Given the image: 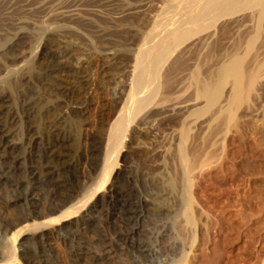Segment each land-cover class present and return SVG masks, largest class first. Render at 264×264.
Here are the masks:
<instances>
[{
    "label": "rangeland",
    "instance_id": "obj_1",
    "mask_svg": "<svg viewBox=\"0 0 264 264\" xmlns=\"http://www.w3.org/2000/svg\"><path fill=\"white\" fill-rule=\"evenodd\" d=\"M69 1L0 0V14H2L0 15V50L3 51L6 43L14 40L15 34L19 31L26 32V34L29 32L30 35L28 33V36L29 38L31 37L30 40L33 38V41L37 37L45 38L49 45L48 48L52 46L50 47L51 49L54 47V44L52 45L54 40H52L53 36H51L50 24L51 27L64 23H69L72 26L75 25L77 34L70 37L72 47L68 50H71L72 54H76L75 57L78 60L80 59V62L88 61L90 63L88 64V67L90 66L88 72L94 87L92 88L88 103L89 108L87 106V115L80 118L77 113L71 111L73 115L70 114V117H72L71 120L69 119L70 121L68 120L67 130L73 138V141L70 143V151L72 155L77 153L72 161L78 164L80 173L88 178L95 176L92 180L94 182L95 178L98 179L99 175L102 174L105 162L111 160L112 164L115 162L112 169L114 174L121 170L123 171L122 181L129 180V182L125 183L124 181L121 183L123 184L122 190L125 188L126 191L128 188L127 192L123 191L125 192V196L127 195L125 199L131 195L130 199L132 200L142 198H144L143 200L153 199L151 201L157 202V204L162 200V204L164 203L168 208L174 210L175 214L169 216H163L162 214L160 216L151 210L149 211V215H152V218L149 216L151 220L149 221L147 217L146 220L149 222L145 221L144 223L145 227L147 225L146 230L147 228L150 229V232L147 230L150 235L146 232L149 236H147V241L151 240V242L156 243L155 245H160V247L163 246L162 243L164 241H162L161 237L163 232H159L163 230V226L170 228L172 225L171 237L169 238L172 240L169 241L172 244L175 243L176 249H180L176 250L172 256H169L170 258L172 257L171 259L160 256L154 264H169L168 260L180 259L181 252L183 254L186 252L185 255L188 256H185L187 257L186 260L190 261L188 264H264V0L260 2L261 4H247L248 7L245 4L242 5L241 10L244 11L239 12L241 13H238L239 15L235 14L237 16L232 15L234 18L232 16L229 18L225 17V21L223 18H221L222 20L216 18L208 22L212 23L214 21L211 25L204 24L203 26L205 27L192 28V33H199L204 29V33L201 32L204 37L202 35L197 36L198 34L195 33L191 38L186 40L190 42L186 43L182 41L172 46L166 61L162 63L160 68L161 77L159 79L161 78V81H156L154 83L156 85L153 84L151 86V90L157 94L154 98L155 101L152 102V106L134 119L126 132L122 148L119 147L121 148V153L118 148L114 153L115 156H113L114 154L109 156L110 151L108 153L105 145L102 152L93 153V148L92 146L90 147L91 144L88 138L95 134H105L106 129L109 127H107L109 124L107 122L111 121L115 114V101L118 98L120 99V97H123L122 100L127 97L129 92L127 81H131V79L126 77H131L124 72L125 67L133 65L136 55L135 51L137 50L135 47L149 39L147 35L152 26V19L157 15V12L159 14L160 7L158 6H163V4L161 0H148V4L146 3L147 0H133L134 2L132 0H89L90 2H80L79 5H75V8H78L76 10L75 8L67 7L69 5L66 2ZM151 1L153 2L151 3ZM162 1L169 2L168 0ZM160 2L161 4H159ZM113 3L116 5L114 6ZM132 3L135 6L142 4L141 8L137 10L139 14L136 16L139 17H132L133 19L128 17L123 21L117 20L125 8L123 6L129 7L128 5L132 6ZM166 3L164 2V4ZM153 4L155 7L152 6ZM156 7L159 9H156ZM68 9L75 10L81 19H86L85 17H87L89 19H86L87 22L91 23L87 24V22H81L80 20L70 22L67 20L68 18L60 19V16H56L59 15L56 12L68 11ZM156 10L157 12H155ZM83 11L86 12L84 13ZM117 12L119 13L116 15ZM178 12H180L179 18H181L180 10L176 14L170 15L172 17L171 21H174L173 23L176 24L180 20L177 18ZM92 18L95 19L96 24L95 21L94 23L92 22ZM176 19L178 20L176 21ZM110 22L111 24L109 25L108 23ZM128 22L129 24H127ZM149 23L150 25H148ZM206 25H209V27ZM102 26H106L107 28H103ZM146 27L150 29L147 30L148 28ZM212 27L214 28L211 29ZM124 28L126 29L124 30ZM197 28L198 30H196ZM99 30H103L104 34L102 31L99 32ZM138 30H141V34ZM143 33H146V35H143ZM42 34L45 35L42 36ZM194 36L198 38L196 39ZM145 37L148 38L146 39ZM61 39L63 44L62 42L58 43L64 47L65 40L63 38H59L58 40L61 41ZM107 39L109 40L107 41ZM141 39L144 40L140 43ZM153 39L151 37L148 40L153 41L151 42L152 45L157 44L161 40V37ZM114 41L117 42L114 43ZM74 42H76V45ZM178 46L179 48H177ZM188 46H190V49H185ZM224 48L226 51H223ZM16 49L18 50V48ZM116 49L118 52L119 50L121 51V53L119 52L120 55L118 54L119 58H122L123 61L122 64V61L120 62V66L118 64V68L121 67L119 68L121 72L116 67H110L107 63V55L116 52ZM124 50L127 53H125V56L123 55ZM132 52L135 53L134 56ZM188 56H191V58ZM131 57H134L132 58L133 60ZM225 66L226 68H224ZM177 69L178 72L176 71ZM164 74L168 75L165 76ZM219 78L221 79L219 80ZM124 90L125 93H123ZM123 94L126 95L121 96ZM76 116L77 118H75ZM73 119L74 121H72ZM75 121L78 122L76 123ZM101 122L105 124H103L104 126L102 125L103 127L101 126ZM99 129H103L104 131H100ZM72 150L75 152L73 153ZM78 156H81V159H78ZM95 156L96 161L94 159ZM92 168H95V171ZM96 169L98 170L96 171ZM123 169L126 170L124 171ZM126 171H129V175ZM163 180L165 181L164 183ZM96 183L94 182V184ZM166 183L171 185L167 187ZM134 187H136V190ZM131 190L133 193L130 192ZM7 195L10 196L11 194L7 193ZM0 202L2 204L4 200L1 199ZM187 204L188 206L192 204L189 206L191 210L190 216L194 218H190L189 216L192 221H190L191 225L185 222L186 219L188 221L187 215H183L188 209ZM182 210L185 212L183 213ZM11 212L9 213L10 217L17 220V212L14 210H11ZM158 216L161 218L159 219ZM180 218H182L181 221ZM153 219L154 222L152 221ZM163 220H165L164 222L168 221L167 223L169 224L166 225ZM156 221L158 223L162 221L160 223V225L163 224L162 227L159 224L157 227ZM107 231L111 232L110 229ZM91 238V241L99 240V237L93 234H91ZM192 241L196 242L193 243ZM56 250L59 258L64 260L65 251L63 245L57 246ZM177 251L179 252V257L175 256L178 255L176 254L178 253Z\"/></svg>",
    "mask_w": 264,
    "mask_h": 264
},
{
    "label": "bare ground",
    "instance_id": "obj_2",
    "mask_svg": "<svg viewBox=\"0 0 264 264\" xmlns=\"http://www.w3.org/2000/svg\"><path fill=\"white\" fill-rule=\"evenodd\" d=\"M87 1L89 0H70L69 2H66V4L69 5L67 7L75 8V5L77 4L79 5L80 2H87ZM168 1L169 2L167 3L166 1H164L166 3L164 4V2L161 0L163 6L162 5H161L162 7L158 6L160 7V9L156 7V9H159L160 11L158 14L156 10L155 12H157V15L155 16L153 13L154 17L152 19L153 21H152L151 29L146 27L148 28L147 30L150 29V32L147 35L149 39L151 37L154 39L156 37H161V40L157 44L152 45L151 42L153 41H148L149 40L147 39L148 37H145L147 40L144 41L139 46H137L138 48L135 47L137 49V50L134 49L136 50L135 51L136 55L135 53L132 52L133 53L132 55L133 56L135 55V58L131 57V59L134 58V63L133 65L125 67L124 70V72L126 74H129V76L131 77V78L126 77L128 79H131V81L128 80L130 81L129 82L130 85L128 81H127L128 86L126 85L127 88L129 87L128 89L129 92L127 91L128 92L127 97L123 100H122L123 97L122 98L120 97V99L118 98L115 101L114 103L115 114L112 117L111 121L107 122L109 124L107 125L106 123L107 127L108 126L109 127L108 129H106L107 131L105 132V134L102 135L95 134L90 136V138H88L90 141L89 143L91 144L90 147L92 146L93 148L92 149L93 153L102 152L104 145L106 146L108 153L110 151L109 156H111V154H114L119 147L122 148V143H124L123 140H125L124 138L126 132L130 127V125L133 123L134 119L144 110L152 106L153 104L152 102L155 101L154 98L157 94L155 91L151 90V86L156 81H159L161 79V78L159 79V77H161L160 68L162 63L166 61L168 53L172 48V46L181 43L182 41L186 43L190 42L186 40L191 38L195 33L198 34L197 36H201V35L203 36V34L201 33V32L204 33L203 28H202L203 30L201 29L202 31L199 32L201 34H199L198 32L192 33L191 31L192 28L194 29L195 27L203 26L204 24L211 25L214 21L212 23H208V22H211L216 18L217 19L223 18L224 20L226 19L225 17L229 18L230 16L235 14L239 15L241 14L239 12L244 11L241 10L242 5L244 4L256 5L259 4L262 0H168ZM152 2L153 1H151V3ZM161 2L159 4H161ZM138 3L140 4V2ZM146 3L148 4V0ZM133 4L134 3H132V6L128 5L129 7H126L123 4L124 5L123 7H125L126 9L122 8L123 9L122 13H120V16L117 18V20L123 21L125 18L128 17L132 18L135 17L137 14H139V11L137 10L141 8L142 4L140 6L139 5L135 6ZM3 5L5 4L3 3ZM152 6L155 7L154 4ZM76 10H78V8ZM178 10L181 11V18H179L180 12H178L177 18H179L180 20L176 24L173 23L174 21L173 22L171 21L172 17L170 15H172L173 13L176 14ZM56 13H59V15L56 16L58 17L60 16V19L68 18L67 20H69L70 22L79 21V20L81 22L82 21L87 22V20H89L87 19V17H85L87 20L81 19L79 15L76 14L75 10L72 9L71 10L68 9V11L65 10L63 12L61 11ZM118 13L119 12H117L116 15ZM56 16L54 15V17ZM92 19H93L92 22L94 23L95 19L94 18ZM177 20L178 19H176V21ZM88 23L89 22H87V24ZM108 24L110 25L111 22ZM127 24H129V22ZM148 25H150V23ZM209 25L206 26L209 27ZM74 26L75 25L72 26L69 23L67 24L64 23L58 25L56 24V26L51 27L50 24L49 27L52 32V35L51 34L50 35L53 36L52 40H54V43H52V45L54 44L53 45L54 47L51 49L50 47L52 46L48 48L49 45L46 42L45 38L42 39L40 37H37L35 38V41H33V38L32 40H30L31 37L29 38L28 36L29 32L26 34V32L24 33L23 31L21 32L19 31L17 32V34H15L13 38L14 40H10L7 43L5 42L6 43L5 48L3 49V51L0 50L1 51L0 52V200L1 199L4 200V203L0 204V264H154L158 259V257L165 256V258L166 257L168 258L170 255L172 256L179 248L176 249L177 246L175 247L174 245L175 243L172 244V242L169 241L172 240L169 239L171 237L172 225L170 226V228L168 226L162 227L163 224L160 225L162 221L161 222L159 221V223L157 222L158 220L156 221L157 222L156 226L158 227L159 224L164 230L159 232V233L163 232L161 237L163 239L162 241H164V243H162L163 246L161 245L162 247H160V245H155L156 243L154 244L153 242H151V240L147 241L148 240L147 236L150 235L148 234L147 230H149L150 232V229L147 228L146 230L147 225L145 227L144 223L145 221H147L146 220L147 217L148 219L149 216L152 218V215H149V211L151 210L155 211L159 215L162 214L163 216L164 215L169 216L171 214L172 215L175 214L174 210L168 208L166 204L164 203L162 204V200L161 202L159 201V203L157 204V202L154 203L151 201L153 199L151 200L149 199L150 201L143 200L144 198H142L141 195L140 197L142 199L132 200L130 199L131 196L130 194H129L130 195L129 198L125 199L127 195L125 196L124 193L128 191V188L126 191L125 188L124 190H122L123 184L121 183L125 181V180L122 181L123 171L120 170V172L117 171L114 174V171H112V169L114 167L113 164H115V162L112 164L110 162L111 160L110 161L107 160L105 162L103 166L104 167L103 172L99 170L102 174L99 175L100 176L98 177V179L100 178L99 180L95 178L94 182L95 183L97 182L96 184H94V182L92 181L95 176L90 177L92 178L90 180V178L80 173L78 169V164L72 161V159L77 155V153H75L76 155L75 154L72 155L70 151L71 150L70 143L73 141V138L71 137V135L68 133L67 130L68 120L69 119L71 120L72 117V116L70 117L71 111H74L73 113H77L80 118L87 115L86 114V112H88L87 106L89 108L88 103L90 101L92 88H94L90 78L91 76H89V72H88V70L90 69L89 68L90 66L88 67V64L90 63L88 61L80 62L79 61L80 59L78 60L75 57L76 54L74 55L70 52L71 50H68L71 49L72 47L70 42V37L72 35L77 34L76 27ZM213 28L214 27H212L211 29ZM125 29L126 28H124V30ZM117 30L120 31L119 29ZM135 30L137 31V29ZM141 30L140 31L138 30L139 33L141 32ZM196 30H198V28ZM100 31H102V33L104 32L103 30H99V32ZM47 32L49 33V31ZM144 34L146 35V33H143V35ZM43 35L45 34H42V36ZM122 37L124 36L122 35ZM59 38H63V40H65L64 41L65 48L62 45L63 44L62 39L61 41H59L58 40ZM108 40L109 39H107V41ZM143 40L141 39L140 43ZM58 42H62V44H59ZM115 42L117 41H114V43ZM74 43L76 45V42ZM179 46L177 48H179ZM190 46L186 47L185 49H190L189 48ZM220 47L222 48V46ZM16 48H18V50ZM224 50L225 48L223 49V51ZM121 51L119 50L120 53ZM119 52L116 49V52L107 55L108 58L107 63L110 67H116V69L121 68V67L118 68V64L120 66V62L122 61V58H119L120 55ZM125 53L126 52L124 50V54H123L124 56L127 54ZM191 56L188 57L191 58ZM122 63L123 61L121 62V64ZM224 68H226V66ZM176 71L178 72V69ZM166 72L168 73V71ZM164 75L167 76L168 74L167 75L164 74ZM220 79L221 78H219V80ZM34 85L36 86L35 88H37L36 89L37 91L36 90L34 91L35 89ZM123 93H125V90L123 91ZM126 94H123L121 96H124ZM73 113L71 115H73ZM75 118H77V116ZM72 121H74V119ZM103 124L104 122L103 123L101 122V126ZM100 131H104V130L101 129ZM121 148H119L120 153H121L120 151ZM74 152L75 151H73V153ZM113 156H115V154ZM80 157L78 156V159H81ZM95 158L96 156L94 157V159ZM98 162H100V160H98ZM92 169H94L95 171V168ZM97 170L98 169H96V171ZM129 171H126L127 174ZM96 176L98 175L96 174ZM90 181H92L93 184L92 182L89 183ZM127 181L129 182V180ZM127 181H125V183ZM164 182L165 181L163 180V183ZM166 185L168 184L166 183ZM169 185L167 187H169ZM134 188L136 190V187ZM130 192L133 193L132 190ZM7 193H10L11 195L8 196ZM155 199L157 200V198ZM183 202L185 203V201ZM190 205L192 204H189V206ZM189 206L187 204L188 209L186 212L183 210L182 211L183 213L185 212V214L183 215H187L188 218V221L186 219L185 222L191 225L192 221L190 220V218L191 217L193 218V216H190L191 210ZM11 210L17 212L18 219L15 220L12 217L15 221L9 215ZM156 218L154 219L156 220ZM154 219L152 220L153 222ZM181 219L182 218H180V221ZM150 220L151 219H149V221ZM164 221L165 220H163V222ZM167 222L164 223H166L167 225L169 224ZM108 229H110L111 232H108L107 231ZM146 232L148 235L146 234ZM91 234L99 237V240L97 239L96 241H91L92 239ZM158 235L160 236V234ZM158 235L156 236L158 237ZM61 245H63L65 251L64 260H61L59 258V254H57L58 252H56L57 246H61ZM176 254L178 255L175 256L179 257V252ZM185 254L186 252L184 254L181 252L180 259L177 258V260L174 259L173 261L168 260L169 264H188L190 261L186 260L188 256Z\"/></svg>",
    "mask_w": 264,
    "mask_h": 264
}]
</instances>
